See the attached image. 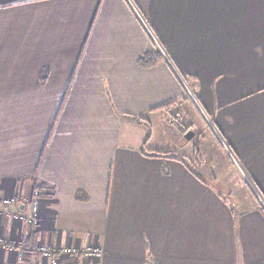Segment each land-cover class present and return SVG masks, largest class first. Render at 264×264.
I'll use <instances>...</instances> for the list:
<instances>
[{
    "label": "crops",
    "instance_id": "obj_1",
    "mask_svg": "<svg viewBox=\"0 0 264 264\" xmlns=\"http://www.w3.org/2000/svg\"><path fill=\"white\" fill-rule=\"evenodd\" d=\"M137 12L169 62L138 66L155 45ZM180 118L247 196L170 140ZM40 246L102 251L58 264H264V0H0V264H50Z\"/></svg>",
    "mask_w": 264,
    "mask_h": 264
},
{
    "label": "rangeland",
    "instance_id": "obj_2",
    "mask_svg": "<svg viewBox=\"0 0 264 264\" xmlns=\"http://www.w3.org/2000/svg\"><path fill=\"white\" fill-rule=\"evenodd\" d=\"M162 49H163V53L162 52L161 53L164 54L165 56H167V58H168V55L166 54V51L164 50V48H162ZM168 60H169V58H168ZM186 84H187V86L189 87L190 90H192L191 88L194 87V83L189 82L188 79H187ZM191 112H193L192 109H191ZM170 115H174L175 116V112L170 113ZM200 118H202V117L200 116ZM180 119L181 120H178V121L174 120L173 122H170L171 125L168 124L169 125V130L171 132V133L168 132V134L170 135V140H173L174 138L176 139V141L177 140H181V136H183V138H184V133L185 132H187L188 130H192V132L194 133L193 137L190 140L184 139V140H186L184 143L192 144L194 147L198 146L199 151L202 148L203 157H204L206 162H208V163L209 162H214V163L217 162V163L221 164L222 169L218 172V180L215 181V183L218 186V188L221 191H223V193H225L227 191H228L227 193H229V190L231 192V189H230L231 184H234V185L236 184L237 186H236L234 192H231L233 194V196H237L239 199H241L242 193L245 196H247L248 193H246V191H244V192L241 191L242 189L244 190V188L245 189L248 188L243 183V180H244V171H243V169L240 170L241 169L240 167H239L240 169L237 168L235 163L232 161V159L230 157H225V155H224V159H221V153L223 151L220 153V151H218L217 147H216L217 151L215 150V147L213 146V142L207 137L206 133L209 132L208 129H206L205 127L199 129L197 124L192 126L191 123H195L196 121L189 120L190 122L188 124L187 122L185 123L184 122L185 120H183L182 118H180ZM194 120H195V117H194ZM197 122H199V121H197ZM168 125H167V127H168ZM191 127H193L194 129H192ZM174 134L176 136H178V137H175ZM170 140H169V143L172 145V142ZM155 142H158V141L155 140ZM199 144H200V146H199ZM170 147H172V146H170ZM166 151H168V150H166ZM166 151H162V152H166ZM169 151L171 152V154H176V149H172V150L169 149ZM212 152H213V154H212ZM191 158H192V161H193L192 163L194 164L195 163L194 162V152L191 155ZM220 159L222 160V162H221ZM219 180H220V182H219ZM220 183L222 185H220ZM238 183H243V186H242L243 188L239 187L240 184H238ZM250 183H252V182H250Z\"/></svg>",
    "mask_w": 264,
    "mask_h": 264
},
{
    "label": "built area",
    "instance_id": "obj_3",
    "mask_svg": "<svg viewBox=\"0 0 264 264\" xmlns=\"http://www.w3.org/2000/svg\"><path fill=\"white\" fill-rule=\"evenodd\" d=\"M137 16H138L139 22L142 25L143 29L145 30L146 34L149 36L150 40L154 43V45H156L155 48L160 53L161 52L163 53V49H162L161 45L157 42V40H156L148 22L146 21V19L142 15H140L138 12H137ZM162 56H163L165 62H169L167 56H165L164 54H162ZM191 97L194 100V97L192 95H191ZM248 184L251 186L254 193L257 194L256 189L253 186V184L250 183V181H248ZM35 193H37V192H35ZM13 201H14L13 198H7V199H3L2 203L4 205H9ZM30 202H31V206H32V214L29 218L26 219V221L29 223H32V222H34V220L37 219V204H38L37 198L35 196H32ZM13 218L20 219V220L24 219V217L18 213L14 214ZM39 250L41 252L42 257L49 260L50 264H58L57 255L77 256L78 254H81L84 257L92 258V259H101V257H102V251L97 246H90V247H86L83 249L77 248V247H68V246L63 247L61 249L60 248L59 249H52L49 246H40ZM18 259L22 260V253L18 254Z\"/></svg>",
    "mask_w": 264,
    "mask_h": 264
},
{
    "label": "trees",
    "instance_id": "obj_4",
    "mask_svg": "<svg viewBox=\"0 0 264 264\" xmlns=\"http://www.w3.org/2000/svg\"><path fill=\"white\" fill-rule=\"evenodd\" d=\"M162 61H165L164 58H163V56H162V54L156 48H154L152 51L142 54L138 58L137 64L140 67L146 68V67H152V66H154L157 63L162 62ZM186 94H187V96L184 95L182 97V99L183 98L186 99V97L189 98V95H188L187 92H186ZM165 106H163V107H165ZM149 135H150V131H148V133H147V136H146V138L144 140V144L149 139ZM145 155L151 156V157H161V158H164V157H175V158L178 159V156L175 155V154H171L170 151L169 152L168 151L167 152L147 151L145 153ZM201 159L202 158H201V155H200V151L198 149V146H195L194 147V162H196V164H197V163H199L201 161ZM192 171L194 173H196L193 168H192ZM197 177H198V179H201L202 180V178H200L199 175Z\"/></svg>",
    "mask_w": 264,
    "mask_h": 264
},
{
    "label": "water",
    "instance_id": "obj_5",
    "mask_svg": "<svg viewBox=\"0 0 264 264\" xmlns=\"http://www.w3.org/2000/svg\"><path fill=\"white\" fill-rule=\"evenodd\" d=\"M193 134L194 133L192 132V130H188L187 132L184 133V138L186 140H190L193 137Z\"/></svg>",
    "mask_w": 264,
    "mask_h": 264
}]
</instances>
